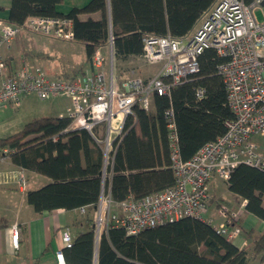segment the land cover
I'll return each mask as SVG.
<instances>
[{"label": "trees", "instance_id": "trees-1", "mask_svg": "<svg viewBox=\"0 0 264 264\" xmlns=\"http://www.w3.org/2000/svg\"><path fill=\"white\" fill-rule=\"evenodd\" d=\"M217 0H92L68 14L58 11L63 0H12L8 23L21 25L29 17L69 18L74 41L83 44L87 62L113 38V56L126 61L143 56L145 35L179 38L193 32ZM99 13L100 18L81 20V14ZM200 70L175 86L168 96H154L146 110L137 104L115 143L107 166L105 187L120 202L159 192L175 184L172 170L167 112H173L180 154L191 159L206 143L223 136L233 119L227 91L214 50L200 56ZM204 95L197 97V90ZM68 117H40L27 122L13 135L0 139L13 149L11 162L52 180L28 191L27 202L37 213L55 209L90 207L86 229L76 233L63 254L67 264H249L264 263V232H243L247 247L240 248L219 235L207 223L182 218L128 235L109 229L96 242L94 206L103 187V153L85 129H72ZM109 184V185H108ZM228 190L246 201V211L264 221V172L238 166L227 181ZM242 222V220H240Z\"/></svg>", "mask_w": 264, "mask_h": 264}, {"label": "built area", "instance_id": "built-area-1", "mask_svg": "<svg viewBox=\"0 0 264 264\" xmlns=\"http://www.w3.org/2000/svg\"><path fill=\"white\" fill-rule=\"evenodd\" d=\"M264 8V0H217L204 14L197 28L184 37H143V58L146 63L160 65L151 78L133 75L120 79L113 58V38H109L111 60L96 51L91 60L92 71L66 78H51L40 68L23 66L0 84V107L18 109L23 97L36 94L41 100L66 96L70 107L66 117L72 129L87 130L103 153L104 168L111 160L115 143L122 135L126 119L139 104L148 110L155 95L168 96L172 89L186 82L200 70V56L214 50L222 59L218 72L223 78L233 119L226 122V133L215 141L204 144L189 160L180 154L173 112H167L170 131L172 170L175 184L159 192L136 199L128 196L115 202L103 187L94 206L93 229L95 239L109 229H122L136 235L145 229L182 218H195L212 226L231 242L243 235L241 214L224 201L216 207L221 222L206 218L212 204L210 182L214 178L228 181L240 165L264 172V147L255 142V136L264 140V21L256 12ZM22 32H30L57 40L72 42L75 35L69 18L29 17L21 25L0 21V74L6 69L1 50L8 47ZM204 95L197 90V97ZM103 127L102 137L96 135ZM14 152L0 141V162ZM19 188L26 187L25 175H14ZM246 201L241 208L246 211ZM90 207L80 208L85 214ZM12 244L19 247V229L11 228ZM65 247L73 244L69 229L63 232ZM242 239L240 248L247 247ZM54 264H67L62 251L56 253Z\"/></svg>", "mask_w": 264, "mask_h": 264}, {"label": "crops", "instance_id": "crops-1", "mask_svg": "<svg viewBox=\"0 0 264 264\" xmlns=\"http://www.w3.org/2000/svg\"><path fill=\"white\" fill-rule=\"evenodd\" d=\"M11 1L12 0H0V21H8ZM91 1L92 0H63V3L58 6V11L63 14H68L72 9L83 8ZM79 18L81 20H86L88 18L97 20L100 18V14H81ZM76 44L80 45L81 48H76ZM108 45L110 46L108 43L99 50L104 54L108 49ZM109 52L111 55V51ZM1 53L6 63V69L0 74V84L13 72L23 66L30 69L40 68L51 78H66L77 74L90 73L92 71L91 62H87L86 49L83 44L75 41L67 42L57 40L30 32H22L15 38L10 46L4 47ZM78 53H83L84 56L81 63H78L77 60L79 56ZM142 57L143 56H134L124 62H131V60ZM148 69L150 71L152 68ZM154 69L156 71L154 74L144 78L155 76L160 69V65H158V68ZM68 70L72 71V75H69L70 73ZM117 75L120 79L127 78L121 77L118 73ZM133 75H136L135 71L132 72L131 76ZM32 94L33 93L27 94L23 97L20 107H25L26 98ZM45 101L49 102V104L45 106L42 112L48 115H43V117H66L67 110L70 107V100L68 97L61 96ZM153 104L154 97L152 98L150 108ZM12 132L13 131L8 129L0 130V139L13 135L14 133ZM96 135L102 137L103 127L98 128ZM20 172H22L26 178V187L24 189L19 188L15 183L14 175H18ZM51 182L52 180L46 176L14 165L10 159L0 162V264H54L56 262V253L58 251L64 252L65 248H67L62 240L63 232L69 229L74 241L76 233L86 229L83 220L87 213L91 212L93 214L92 211L89 212V209L85 214H82L79 209H55L44 213H37L27 202L26 194L28 191L38 190ZM107 189L109 190V186ZM230 195V199H232L231 203L235 202L233 199H236V202L233 203L231 208L239 212L242 208L241 205L238 206L237 202H242L244 199L231 192ZM239 213L241 214V220H243L245 215L252 217H249V224L254 225L256 223L254 219L264 222L247 211ZM211 214V218L214 219V222L216 220V224L222 221L216 206H214ZM13 226H17L19 229L18 248H15L12 244L11 228ZM242 239H246V236L244 235V237L238 239L240 240V244ZM233 243L240 247L235 242ZM95 261L97 262V259Z\"/></svg>", "mask_w": 264, "mask_h": 264}, {"label": "rangeland", "instance_id": "rangeland-1", "mask_svg": "<svg viewBox=\"0 0 264 264\" xmlns=\"http://www.w3.org/2000/svg\"><path fill=\"white\" fill-rule=\"evenodd\" d=\"M256 17L259 21H264V8L262 10H258L256 12ZM76 46H77L76 48H79V49L81 48L80 45L76 44ZM109 51H111V46L108 45V49L104 53V55L106 56V59L108 58L107 59L108 61L111 60V55H110ZM78 55H79L77 58L78 63H81V61L84 57L83 53H81V54L78 53ZM114 61L115 60L113 57L112 62L116 68V71L123 78L124 77L125 78L131 77L133 71H135L136 75H138V76L149 77L156 72L154 68H158V65H151V64L146 63V61L144 60L143 57L131 60V62H124V61L123 62H120V61L114 62ZM148 68H152V69H150V71H149ZM68 72L70 73L69 75H72V71L68 70ZM47 104H49V102H47L45 100H41L40 98H38V96L36 94H32L26 98L25 107H20L18 109L1 108L0 107V121H1L0 130L2 131L5 129H8L10 131H13L12 133H16V132L20 131L22 129V127L27 122L31 121L32 119L43 117V115H48V114H45L44 112H42V110L45 108V106ZM253 140L255 142H257L258 144H260L262 147H264V140L260 136H255ZM106 168L107 167L103 168V176L105 177V179L107 177V169ZM210 193L212 196V205H211L209 212L206 215V218H208V219L211 218V215H212L211 212L213 211L214 206H216V203L219 200L226 202V204H228V206L230 208L233 205V203L236 202V199L235 200L233 199V201H235V202L231 203L232 199H230L231 195H230V192H229L228 187H227V182L223 181L222 179L214 178L210 182ZM237 203H238V206L242 205L241 201H238ZM232 210H234V209H232ZM239 212L243 213L242 210H239ZM249 217L250 216H246V215L243 217V220L241 222L243 229L245 231L254 229L256 233H263L264 232V222H261L258 219H254L256 221V223L254 225L249 224V222H248ZM250 218H252V217H250ZM215 224H216V220H215ZM242 237H244V235ZM235 243L240 246V240L235 241ZM249 264H264V263H262L260 261V259H252L251 258L249 260Z\"/></svg>", "mask_w": 264, "mask_h": 264}, {"label": "water", "instance_id": "water-1", "mask_svg": "<svg viewBox=\"0 0 264 264\" xmlns=\"http://www.w3.org/2000/svg\"><path fill=\"white\" fill-rule=\"evenodd\" d=\"M95 264H97V262L95 261Z\"/></svg>", "mask_w": 264, "mask_h": 264}]
</instances>
